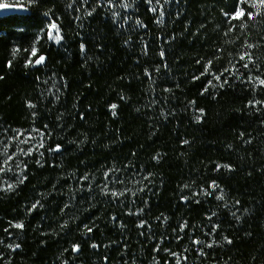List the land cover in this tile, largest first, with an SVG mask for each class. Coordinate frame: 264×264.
<instances>
[{
	"label": "trees",
	"instance_id": "1",
	"mask_svg": "<svg viewBox=\"0 0 264 264\" xmlns=\"http://www.w3.org/2000/svg\"><path fill=\"white\" fill-rule=\"evenodd\" d=\"M0 3V264H264V4Z\"/></svg>",
	"mask_w": 264,
	"mask_h": 264
},
{
	"label": "rangeland",
	"instance_id": "2",
	"mask_svg": "<svg viewBox=\"0 0 264 264\" xmlns=\"http://www.w3.org/2000/svg\"><path fill=\"white\" fill-rule=\"evenodd\" d=\"M257 5H260V0H254ZM49 31L50 28H48L45 31V36L47 41L50 44H54L58 46L60 44L57 43L55 40L49 39ZM52 32V31H51ZM52 35L55 36L56 33L52 32ZM40 149V141L37 136H27L25 134L21 135L20 139L15 144H10L9 146L3 148L2 152L0 153V158L3 160L2 163V169H1V175L6 176L10 174L16 173V170L20 173V156H28L31 155L33 152H37ZM30 153V154H29ZM110 174L107 175L106 181L101 184V189L106 186L107 188V194H110L111 190L115 187L110 182ZM133 188H138V184H134ZM106 194L105 192H103ZM128 194H138L137 192L131 193L128 191Z\"/></svg>",
	"mask_w": 264,
	"mask_h": 264
},
{
	"label": "snow or ice",
	"instance_id": "3",
	"mask_svg": "<svg viewBox=\"0 0 264 264\" xmlns=\"http://www.w3.org/2000/svg\"><path fill=\"white\" fill-rule=\"evenodd\" d=\"M149 2H150V0H149ZM240 2H241V3H244L245 0H240ZM260 3H261V4H264V0H260ZM252 6L255 7V8L257 9V13H258V12H259V8L257 7V5H256L255 3H253ZM5 7H8V5L3 4V3H0V8H5ZM242 15H243L242 11H237V12L235 13V15H233L230 19H236L237 17H240V16H242ZM248 16H249V19H251V17H252V13H248ZM50 27H51V29H55L57 34H56L55 36H53V35H52V32L49 31V34H48V35H49V39L55 40L57 43H59L60 40L62 39L61 35L59 34V28L57 27V25H56L55 23H53ZM81 47L83 48V45H82ZM248 47H252V45H249ZM32 55H33V56L36 55V49H35V48L32 49ZM44 59H45L44 56H40V57L35 61V64H41V63L44 61ZM240 59H241V60H245V56L242 55V56L240 57ZM248 60H249V62H251V57H250V55L248 56ZM28 63L31 64L32 61L29 60ZM243 67L247 68V67H248V63H245V64L243 65ZM216 79L219 80V76H217ZM259 83H260L261 85H264V79L259 80ZM29 107H33V105H29ZM116 107H117V105H115V104L111 105V108H112V109H115ZM201 111H202V110H201ZM112 114L115 115V114H116L115 111H113ZM198 119H199V118H198ZM185 143H187V141H185ZM40 147H43V144H41ZM53 150H54V151H58V150H59V146H57L56 149H53ZM29 154H30V153H29ZM225 167H227V166H225ZM21 182H23V180H21ZM9 187L11 188L12 186L9 185ZM212 187H216V186H215V185H212ZM102 191L105 192V193L107 194V188H106V186L102 188ZM123 194H124L123 192H121V193H117V192H115V191H113V192L111 193V195L114 196V197H115V196H118V195H123ZM217 199H223V196H219V197H217ZM35 206H36V205H33V207H35ZM139 226H140V227H143L144 225H143V223H141ZM15 227H16V228H23V224H16ZM85 227H87V226H85ZM87 230H88L89 232L92 231L91 228H88ZM182 230H183V229H182ZM197 243H198V242H197ZM229 243H231V241H229ZM208 246L211 247V245H208ZM16 247H19V245H17ZM93 247H96V246L93 245ZM74 250H78V246H74ZM173 255H177V254L174 253Z\"/></svg>",
	"mask_w": 264,
	"mask_h": 264
},
{
	"label": "water",
	"instance_id": "4",
	"mask_svg": "<svg viewBox=\"0 0 264 264\" xmlns=\"http://www.w3.org/2000/svg\"><path fill=\"white\" fill-rule=\"evenodd\" d=\"M28 11L22 7H17V6H13V5H8V7L5 8H0V17H6L9 15H22V14H27ZM46 63V58L44 59V61L41 64H35L34 67H41L43 65H45ZM75 254H79V249L75 250Z\"/></svg>",
	"mask_w": 264,
	"mask_h": 264
},
{
	"label": "flooded vegetation",
	"instance_id": "5",
	"mask_svg": "<svg viewBox=\"0 0 264 264\" xmlns=\"http://www.w3.org/2000/svg\"><path fill=\"white\" fill-rule=\"evenodd\" d=\"M79 254H77L76 256H78ZM105 264H107V263H105Z\"/></svg>",
	"mask_w": 264,
	"mask_h": 264
}]
</instances>
